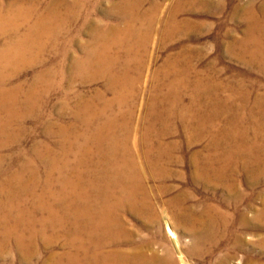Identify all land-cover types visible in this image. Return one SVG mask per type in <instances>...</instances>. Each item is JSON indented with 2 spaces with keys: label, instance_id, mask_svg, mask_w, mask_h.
I'll list each match as a JSON object with an SVG mask.
<instances>
[{
  "label": "bare ground",
  "instance_id": "6f19581e",
  "mask_svg": "<svg viewBox=\"0 0 264 264\" xmlns=\"http://www.w3.org/2000/svg\"><path fill=\"white\" fill-rule=\"evenodd\" d=\"M174 1L164 30L168 37L185 34L189 22L179 21V14L186 3L193 2ZM144 3H114L109 13L123 20L119 26L99 27L86 14L95 36L82 59L59 71L47 66L45 57L60 45L57 38H66L81 19L87 1L19 0L9 7L0 1V251L14 243L31 258L34 253L29 248L33 245L64 241V253L50 252L54 264H171L167 249L160 255L141 241L135 243L137 231L125 225L124 216L131 213L159 222L160 205L152 201L145 170L153 180H166L175 165L184 164L176 153L181 137L173 140L175 135L185 137L193 151L189 158L193 184L225 186L231 195L235 192L239 167L237 161L236 167L232 166L233 151L227 141L237 131L236 122L233 119L230 130L214 138L213 127L218 125V108L222 107L220 86L201 84L200 73L189 80L190 66L185 58L169 59L162 66V76L156 73L154 81H160L137 136L133 123L137 84L156 17V7L144 9ZM263 27L264 21L251 20V28L241 41L244 51V46L253 44L256 51L264 52L262 36L253 32ZM255 55L251 56L254 62L259 58ZM35 66L43 70L30 83L15 78L20 68ZM8 68L11 71L5 72ZM53 81L63 86L64 97L57 107L59 119L49 122L44 118ZM75 81L82 85L103 81L104 86L90 95L70 96L75 89L68 87ZM258 99L264 103V96ZM32 116H37L39 125L44 123L46 137L57 136L56 147L44 141L28 153L17 148L12 155L21 158L14 164L9 158L12 155L5 157L2 152L19 146L26 133L24 122ZM19 126L18 133L14 127ZM257 126H264V116ZM206 137L211 142L201 146ZM243 163L257 166L255 173L264 172V158H249ZM177 175L184 176L180 171ZM162 204L161 212L168 211L173 223L184 226L191 236L190 256H200L196 251L203 243L214 242L217 234L219 243L229 238L235 243L243 241L235 230L236 220L240 219L244 229L252 223L247 212L234 208L196 211L175 197ZM257 219L264 220V211ZM165 224L177 245L170 222ZM120 241L126 244L120 246ZM251 263L250 258L245 259L244 264ZM181 264L190 263L182 259Z\"/></svg>",
  "mask_w": 264,
  "mask_h": 264
},
{
  "label": "rangeland",
  "instance_id": "374dc122",
  "mask_svg": "<svg viewBox=\"0 0 264 264\" xmlns=\"http://www.w3.org/2000/svg\"><path fill=\"white\" fill-rule=\"evenodd\" d=\"M0 1L9 7L19 0ZM80 1H87L81 19L65 35L66 38L64 36L61 39L57 38L60 45L54 51H49L45 57L46 65L58 68L59 71L63 66H71V62L75 59H82L88 49L86 45L90 44L92 37L95 36L94 29L87 24V15H90L89 17H92L99 27L119 26L123 22L120 18L109 13L110 7L118 0ZM174 3V0H145L144 3V9L156 7V17L144 53L140 82L137 84L138 98L133 121L137 126V136H140L144 118L149 111L155 85L160 81V78L154 81L156 73L162 76L160 73L162 66L169 59L185 58L190 66L189 80L193 81L194 76L200 73L203 76L201 84L220 86L219 97L222 107L218 108L220 112L218 125L213 127L216 129L213 132L214 138L228 132L234 125L232 124L233 119L236 122L237 131L232 133L228 137L230 140L227 141L229 149L233 151L232 166L236 167L238 162L239 167L234 181L235 192L231 195L225 186L215 187L202 182L193 184L190 177L192 168L189 164V158L193 151L188 141L186 143L185 137L175 135L174 138L172 137L173 140H177L179 137L182 139V142L179 139L176 153L184 160V164L175 165L174 173L166 180H153L150 173L145 170V180L151 191L152 201L156 203L155 206L160 205L158 208L159 222L153 223L147 217L126 213L124 220L127 223L125 222V225L137 231L134 234L135 243L141 241L149 249H156L160 255H163L167 249L168 255H171L172 258L171 264H181L182 259L190 264H244L246 258L252 260L251 264H264V220L257 219V215L264 211V172L255 173L257 166L243 163L245 159L249 160V158H264V126H257L261 116H264V103L258 99L264 96V52L263 50L256 51L253 44L244 46L245 51L241 47V41L251 28V20L255 18L258 23L264 21V0H193L192 3H186L183 12L179 14V21L189 22L185 34L168 37L164 30L167 15ZM253 32L256 35H261L264 42V27L256 28ZM1 46L2 42L0 41ZM254 52L259 57L256 62L251 60V56L255 55ZM189 66H187L188 70ZM41 68L43 70L41 66L31 69L20 68L19 72L15 73V78L20 82L30 83ZM10 71L11 68L5 69V72ZM68 79L69 74L66 75V80ZM89 84L82 85V82L75 81L73 86L68 87L69 90L75 89L70 96L82 93L90 95L96 89H102L104 86L103 81ZM62 87L58 86L57 81H53L51 91L47 96L48 105L45 111L47 115L44 119L49 122L58 120L60 117L57 107L64 97ZM186 97L185 103L189 101V96ZM70 102L73 107L74 98L70 99ZM228 107H231V111L228 110ZM38 122L37 116L27 119L23 127L26 133L19 146L9 147L8 150L2 152V155L9 157L17 152V148H22L24 152L28 153L33 150L35 145L44 141L51 142L56 147L57 136L56 138L46 137L44 134L46 126L44 123L39 125ZM14 129L19 133L21 127H14ZM207 136L211 137L209 133ZM210 142L206 137L201 146H207ZM248 155L249 157H247ZM9 158L12 163L16 164L21 156L16 154ZM5 166L7 167V165ZM178 171L184 176L177 175ZM174 197L179 198L181 202L184 200L186 206H190L196 211L209 207H217L223 211L228 208H234L238 212L245 211L249 214L248 216H251L252 223L249 228L244 229L240 226V219L236 218L235 230L243 241L235 243L232 238H229L225 242L219 243L217 234L214 242H205L202 248L196 251L200 253V256H190L187 252L191 247V236L184 226H176L173 223V220L169 218L168 211L161 212L162 203H167ZM180 210L183 213V207ZM166 221L170 222L176 234L175 241L178 247L165 227ZM244 242H248L249 246H246ZM125 244V242H119L120 246ZM29 249L34 253L31 258L26 256L24 249L17 247L14 243L7 246L0 251V264H54V261L49 258L50 252L62 254L66 251L64 241L56 242L50 246L42 245L39 242Z\"/></svg>",
  "mask_w": 264,
  "mask_h": 264
}]
</instances>
